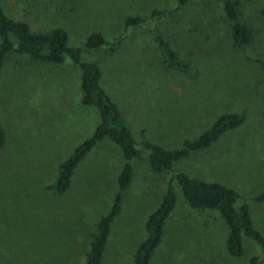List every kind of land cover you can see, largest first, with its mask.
<instances>
[{"label": "rangeland", "instance_id": "1", "mask_svg": "<svg viewBox=\"0 0 264 264\" xmlns=\"http://www.w3.org/2000/svg\"><path fill=\"white\" fill-rule=\"evenodd\" d=\"M208 1V2H207ZM177 8L175 0H0L3 12L32 31L62 28L67 46L81 47L93 32L112 49L82 52L101 71L100 84L133 136L172 150L197 137L220 115L236 113L242 125L209 149L174 164L204 182L235 190L253 227L264 238V0H238L254 40L236 48L211 0ZM163 13L150 21L151 11ZM126 17L148 18L125 28ZM159 33L188 66H169L153 42ZM80 71L68 61L35 62L9 54L0 69V264H83L96 221L116 191L120 151L107 141L75 167L68 189L47 187L58 165L98 124L94 107L80 103ZM140 149V146H137ZM141 150L120 213L112 221L99 264H133L145 238L144 221L157 206L168 176L153 173ZM175 205L149 264H247L264 257L243 240V255L229 256L227 228L218 213L192 210L174 188Z\"/></svg>", "mask_w": 264, "mask_h": 264}, {"label": "trees", "instance_id": "2", "mask_svg": "<svg viewBox=\"0 0 264 264\" xmlns=\"http://www.w3.org/2000/svg\"><path fill=\"white\" fill-rule=\"evenodd\" d=\"M192 1L194 0H175L177 8L185 7ZM211 2L216 5L218 18L228 25L229 37L235 47H247L254 40L255 35L242 19L239 1L211 0ZM162 13V11H151L150 21L155 20ZM147 19L126 17L123 25L125 28H137L144 25ZM67 41V33L64 29L53 28L45 33L32 31L25 22L8 17L0 6V69L6 57L12 53L25 55L32 61L42 63L62 64L68 61L80 71V103L94 107L98 113V124L90 135L58 165L57 175L47 188L57 195L64 193L69 187L75 167L95 144L102 140H108L118 148L123 160L116 177V191L107 212L95 223L83 264L100 263L109 227L120 213L124 194L133 175V163L140 159L141 150L147 152L149 170L153 173L165 174L168 179L159 203L146 217L145 238L135 249L133 264H149L154 250L160 244L165 221L175 205V186L179 188L189 208L206 210L207 213L215 211L222 218L227 228L225 249L229 256L241 257L243 240H248L259 248L264 257V238L253 227L248 208L245 203L239 202L240 197L235 190L218 183L201 181L184 172H177L173 167L175 163L188 159L192 154L209 149L224 134L238 129L243 123L242 117L236 113L220 115L197 137L184 140L179 148L162 149L140 135L133 136L117 106L100 84L99 65L81 58L82 52L107 47L112 49L119 40L108 43L100 33L93 32L85 38L81 47H68ZM153 42L166 64L183 72L188 71L187 64L180 60L159 33H154ZM253 59L264 69V61L257 57ZM3 143L4 132L0 125V147ZM137 146H140V149ZM252 200L264 203V190L255 194ZM247 264H258V257L250 256Z\"/></svg>", "mask_w": 264, "mask_h": 264}, {"label": "crops", "instance_id": "3", "mask_svg": "<svg viewBox=\"0 0 264 264\" xmlns=\"http://www.w3.org/2000/svg\"><path fill=\"white\" fill-rule=\"evenodd\" d=\"M102 141H103V140H102ZM102 141H100V142H102ZM104 141H107V140H104ZM108 142H109V141H108ZM98 143H99V142H98ZM109 143H110V142H109ZM111 144H112V143H111ZM128 188H129V187H128ZM164 188H165V187H164ZM127 190H128V189H127ZM127 190H126V191H127ZM125 194H126V192H125ZM125 194H124V195H125ZM124 197H125V196H124ZM172 211H173V210H172ZM147 216H148V215H147ZM168 217H169V216H168ZM144 222H145V221H144Z\"/></svg>", "mask_w": 264, "mask_h": 264}]
</instances>
